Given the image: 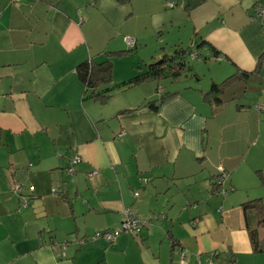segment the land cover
<instances>
[{
	"label": "crops",
	"instance_id": "crops-1",
	"mask_svg": "<svg viewBox=\"0 0 264 264\" xmlns=\"http://www.w3.org/2000/svg\"><path fill=\"white\" fill-rule=\"evenodd\" d=\"M257 1L0 0V264H264L241 207L264 201ZM178 47L201 52L180 76L126 86ZM88 60L108 83L86 89ZM125 210L148 221L136 235L93 238Z\"/></svg>",
	"mask_w": 264,
	"mask_h": 264
},
{
	"label": "trees",
	"instance_id": "trees-1",
	"mask_svg": "<svg viewBox=\"0 0 264 264\" xmlns=\"http://www.w3.org/2000/svg\"><path fill=\"white\" fill-rule=\"evenodd\" d=\"M204 46H206L209 50L213 51V48L209 45H205L203 41L200 42L198 45V47H204ZM186 52L188 53L190 52V50L185 51L183 48L180 47L176 48L172 55L164 56L159 62L151 63L150 65L146 66V71L125 82L126 86L130 84L143 82L149 79H160L166 77L171 79H176L184 72L185 69H187L188 61L186 59L187 58ZM78 74L80 79L83 81L86 89L88 88L94 89L98 87L100 84L108 83L110 81L111 63L105 61L102 63L95 64L92 61L88 60L78 67ZM244 75L247 76L248 73L245 71H240L232 75L230 78L226 79L221 84H212L206 95L207 96L212 95L214 100H216V103L220 102V99H218V97L216 96H218L221 93L223 87L230 80H233L235 78H240V76H244ZM109 90H111V88H105L103 90L104 95L103 96L97 95V96L100 97V99L104 98L109 95L108 94V92H110ZM156 101L148 102L149 107L154 109L157 108ZM220 175L221 174H219L217 181L216 182L214 181V187L217 186L219 190L222 187V185L218 183ZM241 207L243 212L246 214L245 215L246 218H247V212L249 210L253 211L256 228L264 227V201H262L259 198L250 199L242 203ZM247 228L254 251H264V246H262L259 242L257 244L255 229H252L249 224H247ZM131 235H136V234H131Z\"/></svg>",
	"mask_w": 264,
	"mask_h": 264
},
{
	"label": "built area",
	"instance_id": "built-area-1",
	"mask_svg": "<svg viewBox=\"0 0 264 264\" xmlns=\"http://www.w3.org/2000/svg\"><path fill=\"white\" fill-rule=\"evenodd\" d=\"M11 1L14 5H16L19 2V0H11ZM253 15L255 17L264 18V0H258L256 2V4L253 7ZM125 41L129 46L134 45V41L130 37H125ZM200 53H201L200 51L191 50L188 53V55L189 56L191 55V57H196ZM218 58L219 57H217V59ZM159 90H160V88H159ZM78 160H79L78 156L72 158L71 164L72 165L75 164ZM72 165L70 167L66 168V173L68 175H71L73 173ZM219 171H220L221 175H220V178L218 180V183L222 185L224 179L227 177V173L224 172L221 167H219ZM21 188H22L21 184H19L17 182L14 183V187H13L14 192H19L21 190ZM29 190L32 191L33 190L32 187H29ZM56 191H57L56 188L52 189V192H56ZM224 191H225L224 188L221 187L220 192L225 193ZM135 195H137V192L135 193ZM147 222L142 220L138 215L134 214L133 212H131L129 210H125L124 218H123L119 228H115V229L106 231L105 233L97 232L94 234L93 238H97L99 236H104L109 241H113L116 238V236H118L121 233H128L130 235L131 234H137L140 227L144 223H147ZM191 224H195V222H192ZM65 246H66V242L62 243L61 248L64 250ZM62 254L64 255V251L62 252ZM196 264H213V262L211 260H208L207 262H202V261L198 260L196 262Z\"/></svg>",
	"mask_w": 264,
	"mask_h": 264
},
{
	"label": "rangeland",
	"instance_id": "rangeland-1",
	"mask_svg": "<svg viewBox=\"0 0 264 264\" xmlns=\"http://www.w3.org/2000/svg\"><path fill=\"white\" fill-rule=\"evenodd\" d=\"M190 57V56H189ZM190 64H192L193 62H192V60H189L188 61ZM186 72H188V71H186ZM165 83V81L162 83V84H164ZM207 173H204V175H206ZM199 179H202V177H200ZM122 234V233H121Z\"/></svg>",
	"mask_w": 264,
	"mask_h": 264
}]
</instances>
